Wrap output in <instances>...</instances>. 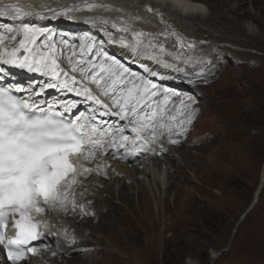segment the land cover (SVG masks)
<instances>
[{
    "label": "rangeland",
    "instance_id": "rangeland-1",
    "mask_svg": "<svg viewBox=\"0 0 264 264\" xmlns=\"http://www.w3.org/2000/svg\"><path fill=\"white\" fill-rule=\"evenodd\" d=\"M245 1V10L257 15L250 0ZM261 7L264 10V2ZM206 14L207 9L206 13L192 18L168 16L171 22L184 28L185 34L199 36L195 46H202L197 54L202 55L201 60L206 64L201 66L203 70L186 73L189 81L185 84L165 83L179 80L169 76H165L166 81L154 82L162 86L161 93L169 89L187 96L185 101L189 107L180 118L186 119L189 113L193 118L190 124L184 125L186 130L178 137L181 142L174 145L180 147L179 154L172 151L173 160L164 154L157 157V162L161 161L155 172L158 184L152 183V179L146 182L145 203L140 207L137 183H131V191L135 193L132 205L142 219L149 212V222L142 220L135 226L127 225L119 236L110 237L101 227L93 231L96 233L90 248L91 264H264V182L261 181L264 173V45L256 33L260 31L264 35V29L252 19L240 17L239 22L248 30L232 36L238 43L233 45L213 38L220 35L221 30L200 20ZM227 23L224 22L227 28L221 24L226 30ZM167 30L171 32L166 27L164 31ZM155 33L170 43L173 54L188 57L182 53L186 48L179 49L176 40L165 38L160 35L161 31ZM90 37L101 41L96 34ZM77 44L74 42L73 46ZM212 45L222 51L219 56L209 55L220 59L215 63L207 56ZM54 56L60 63L61 55L54 53ZM108 60L113 61L114 57L109 54ZM65 65L66 61H62L61 67L70 75L78 72L72 73ZM129 72L143 71L131 67ZM104 99L111 103L109 98ZM180 99L183 97L173 106H178ZM126 123L121 122V126ZM168 146L173 147V144ZM142 157L144 160L141 158L139 163L149 162L147 154ZM165 161L167 166H163ZM145 181L141 179L142 183ZM127 217L135 220L136 214H127ZM100 237L108 244L115 237L117 248L95 253L102 248L95 246ZM214 252H220L215 259L212 258ZM62 258L64 264L68 259L81 261L76 255ZM38 260H42V255Z\"/></svg>",
    "mask_w": 264,
    "mask_h": 264
},
{
    "label": "bare ground",
    "instance_id": "bare-ground-1",
    "mask_svg": "<svg viewBox=\"0 0 264 264\" xmlns=\"http://www.w3.org/2000/svg\"><path fill=\"white\" fill-rule=\"evenodd\" d=\"M233 1L234 2H232V0H0V32H4L6 37H10L11 35H15V33L5 32V29H19L22 27L23 23H28L36 28L47 30L46 33L37 37L36 47L41 48L43 51H48V48H45L44 45H54V53L61 55L59 64L61 65L62 61H67L66 67L68 69L71 68L68 57L76 53L75 60H79L81 58V48L83 47L84 58L87 59L91 56L92 60L97 64L101 62L111 64L112 61L108 60L109 54L114 57L115 61H119V64L121 62L128 64L127 67L117 68V73L122 72L124 68L129 70L131 67H139L143 72H136L134 74L136 77H143L144 80L151 81L152 83L157 81L159 83L165 80V76H169L179 80L173 81L171 79L167 80L165 83L172 81L175 84L179 83L182 85L185 84L186 81H189L188 78L186 79V73L191 74L193 71L201 69V66H204L203 64H206V62L201 60L202 55L199 56L197 54L198 49L202 46L199 47L197 45L194 48L185 47L186 50L182 53H186L185 56L188 55V57H181L180 55L179 59H177L176 57L179 54H173L170 43L165 41L166 39L163 40L159 38L155 32L161 31L163 33L167 27L171 29V32L175 31L182 35L186 42H192L196 45L195 39L199 36L193 37L187 33L190 36L188 37L187 34L183 32L184 28H180L175 22H171L168 16L172 15L175 17L176 14L192 18L194 15L201 14L203 9H207L206 16L202 17L203 19L200 20L203 22L205 21V23L210 22V25L220 28L221 30V34L213 38L236 45L238 44L235 42L237 40L232 36L236 34L242 35L243 30H248V28L242 25L243 22H239L240 17L243 18V20L244 18L245 20L246 18H250L259 28L261 27L264 29V10L261 7L264 0H250L249 2L255 7L257 15H251L245 10V0ZM6 5H18L20 14L17 15V11L12 8H6ZM148 7H151L153 11L149 12L147 10ZM23 13L29 14L23 15ZM164 14H166L167 17ZM224 22L229 23H227L229 25L227 30L224 28L226 27ZM221 24H223L224 27ZM122 28H126L128 31H121L120 29ZM137 32L146 34L143 37V43H137L133 35V33ZM171 32L168 30L164 31V33ZM256 33L260 36V43L264 45V35H262L260 31ZM95 34L101 38L100 42H96L90 37L95 36ZM68 35L71 37L66 38ZM49 37H51L50 41L48 39ZM167 37L175 40V37L171 35ZM19 39V36H17L16 41L6 39L4 43L0 45V48L11 49L19 47ZM74 42L78 43L77 46H73ZM150 42L152 46H149ZM89 44L92 45L93 48L91 53L88 52L87 48ZM157 44H163L166 51L161 52L159 47L155 46ZM64 52L65 54H63ZM221 52L219 47L212 45L207 56L211 54L219 56ZM209 58L211 63L220 60L219 58L213 59L211 56H209ZM74 62L75 61H73V63ZM0 67L5 69L2 73V77H5V83L16 87L21 86L26 90L35 89L38 92L39 88L36 86L48 80V77L42 76L40 73L29 72L26 68L8 64H0ZM128 74L129 77L133 75L130 72H128ZM75 75L78 80L81 79L79 72ZM85 80L88 82H84L83 80V84L91 88L92 91L95 89L93 93L99 96L101 100H105L104 98L111 99L108 96L101 95L96 85L92 83L89 84L90 79ZM156 85L158 86V91L161 92L162 86L159 84ZM76 87H79V85ZM26 92L30 94L29 91ZM186 93L187 92H185V94ZM33 97L36 101L42 99L47 102H61L62 104L76 102L77 107L71 110H77L78 108L80 112H82L83 109H85L84 112L87 116L98 125L104 128L106 126L115 128L113 123L115 122L114 117L117 118V116L102 115L104 112L102 107L96 105L94 102L87 101L82 96H77L74 91L67 92L60 88H47L39 97ZM180 97H183L184 101L187 98V96L179 95V98ZM179 98H172L173 101L168 107L173 108V104ZM185 103L188 104L186 101ZM111 106L112 100L110 107ZM187 110L188 108L185 111ZM112 111L116 112L118 109L112 107ZM116 121L119 120L117 119ZM103 122L110 123L111 125H107ZM125 125H128V127L125 128ZM125 125L122 126L124 131H131V124ZM177 129L178 128L174 126L171 139L178 140V143H180L181 139L178 137L182 132H180L179 129L177 131ZM176 133H179L177 137ZM169 135L168 132H164L162 135L158 133V138L155 142L150 140L145 149H140L137 152L135 151L134 153H138L139 155L143 154L145 156L147 154L149 158V162L147 163H139L141 162L139 161L138 166L129 167L128 165H133L135 163L128 162L127 165L124 162L125 158L122 160L117 159L120 154L124 153V149L111 147L110 143L106 144L104 148H101L99 150L101 151V157L98 155L99 158H96L89 165H85L82 168V176L76 178V186L71 185L68 189L67 198L70 202L74 201L76 205L75 209L73 210L72 203H69L68 211L65 212L58 209L49 211L48 216L44 218L45 241L48 245L42 252V260L37 261V259L33 258L22 264H64L62 263V256L65 255H76L81 258V261L78 259H68L67 264H91L89 262V258L92 255V253H90V248L93 247L92 240L96 233L93 231H99L101 227L107 231L110 237L116 234L119 236L121 230H124L127 225L135 226L137 225L136 222L140 223L142 220L148 223V216L150 213L147 212L142 219L139 212L137 213V209L132 205V199L135 193L131 191L133 186V184L131 186V183L134 181L137 183V194L141 195V200H139L138 204V207H140L145 203L147 194L146 182L152 179V183L158 184V180L155 178V172L159 169L157 166L161 164V161L160 163L157 162V157L164 154L168 156L167 159L173 160L175 155L173 156L170 153L174 151L179 154L180 147H175L174 145L176 143H172L173 147L168 146V144L171 143ZM157 145H159V148ZM166 146L168 147L166 148ZM127 153L128 152H126V154ZM112 157L113 159H111ZM151 161H154L153 164H150ZM163 166H167L166 161ZM84 169H89L90 171L85 172ZM141 179L146 181L142 183ZM261 181L262 183L264 182V173L262 174ZM124 204H126V206H124ZM80 205H83V207L81 208ZM133 213L136 214L135 220L132 219V217H127V214L130 215ZM96 224H98V226ZM88 228L92 229V232H89ZM117 245L118 242L115 237L114 241L110 244H108L104 238L100 237L97 239V245L95 244V246H102V248L99 250L96 249L94 252H103V250L110 251ZM218 255L219 253L214 252L212 258L215 259ZM0 264H9L3 259L1 249Z\"/></svg>",
    "mask_w": 264,
    "mask_h": 264
},
{
    "label": "snow or ice",
    "instance_id": "snow-or-ice-1",
    "mask_svg": "<svg viewBox=\"0 0 264 264\" xmlns=\"http://www.w3.org/2000/svg\"><path fill=\"white\" fill-rule=\"evenodd\" d=\"M5 7L20 14L18 5ZM147 10L153 11L151 7ZM120 30L128 31L126 28ZM46 31L23 23L19 29H5V32L15 33L10 37L0 32V45L6 39L16 41L17 36L20 37L19 47L0 48V64L26 68L29 72L48 77L47 81L36 86L39 88L38 92L35 89H13L0 85V246L11 264H20L30 254L37 252L32 242L39 240L44 233L33 212L39 214L57 209L66 212L69 203L75 209L74 201L67 199L68 189L75 183L76 175L72 156L93 157L109 143L111 147L133 153L145 149L150 140L155 141L158 133L162 135L164 132L170 134L171 143H178L179 141L171 139L174 126L181 132L185 131L184 125L190 124L193 118L191 113L186 119L180 118L189 107L183 99H180L178 106L168 107L172 98H179L175 91L163 89L161 93L151 81L134 74L129 77V70L126 68L117 73V68H123L119 61L97 64L91 56L85 59L83 47L79 60H75L76 53L68 57L71 72L78 71L80 74L81 79L78 80L76 75H70L60 66L54 56V45L45 44L48 51L36 47L37 37ZM133 35L140 44L146 34L137 32ZM160 35L165 38L168 35L175 37L179 49L195 47L194 43L186 42L175 31ZM48 39L50 41L51 37ZM149 46H152L151 42ZM155 46L161 52L166 51L163 44ZM87 48L89 53L93 51L92 45L89 44ZM176 58L179 59V56ZM4 71L0 67V79L3 78ZM85 79H90V83L96 85L101 95L111 98V107L83 84ZM47 88L74 91L77 96L102 107V115H113L130 121L131 132L135 136L130 139L123 135V128H104L83 113L73 121H65L61 114L52 110L54 105L44 107L32 99L33 96L39 97ZM24 91L30 92L28 98L15 94ZM63 106L70 111L77 104L70 102ZM112 107H116L118 111L113 112ZM105 137H110V141H106Z\"/></svg>",
    "mask_w": 264,
    "mask_h": 264
},
{
    "label": "water",
    "instance_id": "water-1",
    "mask_svg": "<svg viewBox=\"0 0 264 264\" xmlns=\"http://www.w3.org/2000/svg\"><path fill=\"white\" fill-rule=\"evenodd\" d=\"M241 219H242V218H241ZM241 219H240V220H241ZM219 253H220V252H219Z\"/></svg>",
    "mask_w": 264,
    "mask_h": 264
}]
</instances>
